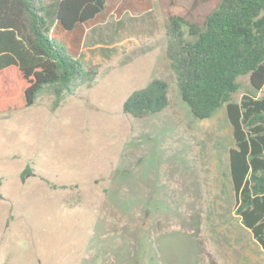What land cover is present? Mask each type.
Here are the masks:
<instances>
[{
  "label": "rangeland",
  "instance_id": "rangeland-1",
  "mask_svg": "<svg viewBox=\"0 0 264 264\" xmlns=\"http://www.w3.org/2000/svg\"><path fill=\"white\" fill-rule=\"evenodd\" d=\"M146 2L86 29L71 54L97 73L58 107L44 92L0 112V264H264L234 212L225 107L194 117L165 55L167 18L202 26L219 0ZM153 78L167 83L166 107L125 114Z\"/></svg>",
  "mask_w": 264,
  "mask_h": 264
},
{
  "label": "trees",
  "instance_id": "trees-1",
  "mask_svg": "<svg viewBox=\"0 0 264 264\" xmlns=\"http://www.w3.org/2000/svg\"><path fill=\"white\" fill-rule=\"evenodd\" d=\"M148 7L146 0H0V112L29 107L44 92L58 107L97 73L96 65L85 68L79 58L86 29L113 11ZM165 29V55L191 114L205 119L225 107L234 212L264 251V0H219L202 26L170 15ZM11 76L17 80L13 90ZM240 76L248 82L236 99ZM167 100V83L153 78L133 90L122 109L144 117L164 109ZM33 174L25 165L19 178Z\"/></svg>",
  "mask_w": 264,
  "mask_h": 264
},
{
  "label": "crops",
  "instance_id": "crops-1",
  "mask_svg": "<svg viewBox=\"0 0 264 264\" xmlns=\"http://www.w3.org/2000/svg\"><path fill=\"white\" fill-rule=\"evenodd\" d=\"M85 35V34H84ZM62 38H64L63 40H65L66 42H68V44L69 45H71L70 44V37H67L64 33H62L61 35H60ZM83 39H84V36H83ZM82 41L83 40H81V43H82ZM263 87H264V84H263ZM261 93V92H260Z\"/></svg>",
  "mask_w": 264,
  "mask_h": 264
}]
</instances>
